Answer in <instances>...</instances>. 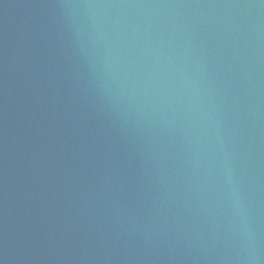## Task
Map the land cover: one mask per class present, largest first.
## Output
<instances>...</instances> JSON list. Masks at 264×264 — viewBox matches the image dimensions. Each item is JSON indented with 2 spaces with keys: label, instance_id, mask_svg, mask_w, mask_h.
<instances>
[{
  "label": "water",
  "instance_id": "1",
  "mask_svg": "<svg viewBox=\"0 0 264 264\" xmlns=\"http://www.w3.org/2000/svg\"><path fill=\"white\" fill-rule=\"evenodd\" d=\"M0 264H264V0H0Z\"/></svg>",
  "mask_w": 264,
  "mask_h": 264
}]
</instances>
